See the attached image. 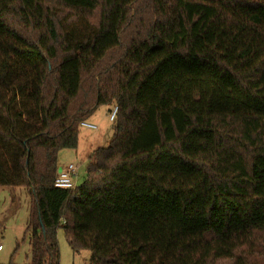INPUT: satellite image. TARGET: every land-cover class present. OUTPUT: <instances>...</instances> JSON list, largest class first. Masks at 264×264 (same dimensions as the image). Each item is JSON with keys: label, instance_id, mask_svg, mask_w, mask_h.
<instances>
[{"label": "trees", "instance_id": "16d2710c", "mask_svg": "<svg viewBox=\"0 0 264 264\" xmlns=\"http://www.w3.org/2000/svg\"><path fill=\"white\" fill-rule=\"evenodd\" d=\"M0 187L32 195L31 264L60 229L90 264H264V0H0Z\"/></svg>", "mask_w": 264, "mask_h": 264}, {"label": "rangeland", "instance_id": "374dc122", "mask_svg": "<svg viewBox=\"0 0 264 264\" xmlns=\"http://www.w3.org/2000/svg\"><path fill=\"white\" fill-rule=\"evenodd\" d=\"M114 105L103 106L86 121L97 130L80 127L77 149L63 150L59 154V171L72 164L79 166L76 179L80 186L86 178V165L90 151L108 147L114 135L115 124L109 120ZM32 195L26 188L0 187V264H31L30 233H27ZM60 264H90L88 251L74 253L68 245L64 231H58Z\"/></svg>", "mask_w": 264, "mask_h": 264}, {"label": "built area", "instance_id": "2783aa9c", "mask_svg": "<svg viewBox=\"0 0 264 264\" xmlns=\"http://www.w3.org/2000/svg\"><path fill=\"white\" fill-rule=\"evenodd\" d=\"M118 113V107L114 106V108L109 112V120L111 122H115L116 117ZM81 126L88 128V129H93L97 130V126L88 124L86 122H83ZM79 166L75 165H68L64 169L60 170L58 172L57 177L55 179L54 186L58 189H65V190H75L78 186L76 183V179L79 174ZM2 250V247L0 246V251Z\"/></svg>", "mask_w": 264, "mask_h": 264}, {"label": "crops", "instance_id": "0c3cea01", "mask_svg": "<svg viewBox=\"0 0 264 264\" xmlns=\"http://www.w3.org/2000/svg\"><path fill=\"white\" fill-rule=\"evenodd\" d=\"M87 129H88V128H87ZM79 140H80V137H79ZM93 151H94V150H93ZM93 151H90V154H91ZM90 154H89V156H90ZM88 158H89V157H88ZM87 161H88V160H87ZM2 250H3V248H2ZM2 250H1V251H2Z\"/></svg>", "mask_w": 264, "mask_h": 264}]
</instances>
